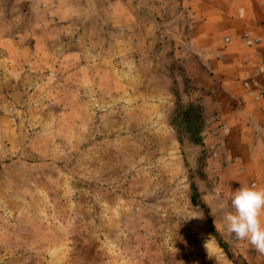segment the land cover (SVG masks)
<instances>
[{
	"label": "rangeland",
	"instance_id": "rangeland-1",
	"mask_svg": "<svg viewBox=\"0 0 264 264\" xmlns=\"http://www.w3.org/2000/svg\"><path fill=\"white\" fill-rule=\"evenodd\" d=\"M203 3L0 0V264H264L224 220L264 88L194 58Z\"/></svg>",
	"mask_w": 264,
	"mask_h": 264
},
{
	"label": "crops",
	"instance_id": "crops-1",
	"mask_svg": "<svg viewBox=\"0 0 264 264\" xmlns=\"http://www.w3.org/2000/svg\"><path fill=\"white\" fill-rule=\"evenodd\" d=\"M203 2L201 6L196 4L197 13L193 20L196 22L195 29L192 38L189 39L195 53L194 58H200L205 54L203 51L211 52L207 56H216L221 52L222 58L234 60L239 67L237 66L236 70L234 63L226 62L229 67L225 68V71L220 68L214 72L221 70L231 72L230 70L233 69L232 72L234 70L238 72V79L246 78L251 81V85L257 84L264 88V0H203ZM243 34L257 40L254 47H245L241 39ZM220 38H228L230 41L225 45L221 43ZM242 60L246 63L244 64ZM220 61L222 60H219V63ZM237 78L234 85L240 82ZM228 89L225 92L231 95L230 97L233 95L237 101L240 97L242 98L240 102L246 100L241 107H235L234 115L236 113V116L240 117L239 110L242 108L245 114L243 123L259 127L251 147L259 151L257 156L261 163V171L264 172V103L252 102L251 94L243 95L239 88L232 89L233 92Z\"/></svg>",
	"mask_w": 264,
	"mask_h": 264
},
{
	"label": "clouds",
	"instance_id": "clouds-1",
	"mask_svg": "<svg viewBox=\"0 0 264 264\" xmlns=\"http://www.w3.org/2000/svg\"><path fill=\"white\" fill-rule=\"evenodd\" d=\"M231 208L224 215L228 232L264 254V188L242 185L232 195Z\"/></svg>",
	"mask_w": 264,
	"mask_h": 264
},
{
	"label": "built area",
	"instance_id": "built-area-1",
	"mask_svg": "<svg viewBox=\"0 0 264 264\" xmlns=\"http://www.w3.org/2000/svg\"><path fill=\"white\" fill-rule=\"evenodd\" d=\"M226 41H228V39ZM245 43L247 46H251L253 42L250 39L246 38ZM259 97L264 98V93L261 96H258L257 98Z\"/></svg>",
	"mask_w": 264,
	"mask_h": 264
}]
</instances>
